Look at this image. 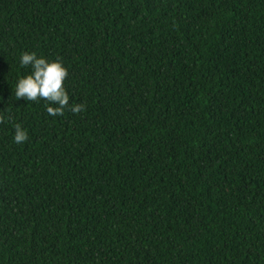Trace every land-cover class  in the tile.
<instances>
[{"label":"trees","instance_id":"16d2710c","mask_svg":"<svg viewBox=\"0 0 264 264\" xmlns=\"http://www.w3.org/2000/svg\"><path fill=\"white\" fill-rule=\"evenodd\" d=\"M0 115V264H264V0H0Z\"/></svg>","mask_w":264,"mask_h":264},{"label":"clouds","instance_id":"9594fccd","mask_svg":"<svg viewBox=\"0 0 264 264\" xmlns=\"http://www.w3.org/2000/svg\"><path fill=\"white\" fill-rule=\"evenodd\" d=\"M22 66H31L29 74L19 77L15 86V96L17 99L27 101H39L41 99L48 102L46 110L50 116L63 115L64 109L69 108V95L63 86L68 77V69L64 67L60 59L48 60L38 57L36 53L24 52L21 55ZM58 105L52 107L51 105ZM85 110L84 104H76L70 107V111L75 114ZM11 120V117H8ZM5 122V117L0 115V123ZM14 142L21 144L28 139L25 129L19 124L14 125Z\"/></svg>","mask_w":264,"mask_h":264}]
</instances>
